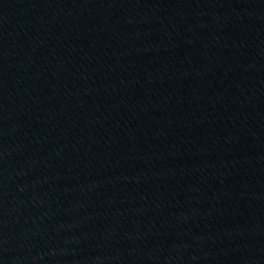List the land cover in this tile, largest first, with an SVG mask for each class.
I'll return each mask as SVG.
<instances>
[{"label": "water", "instance_id": "95a60500", "mask_svg": "<svg viewBox=\"0 0 264 264\" xmlns=\"http://www.w3.org/2000/svg\"><path fill=\"white\" fill-rule=\"evenodd\" d=\"M0 264H264V0H0Z\"/></svg>", "mask_w": 264, "mask_h": 264}]
</instances>
